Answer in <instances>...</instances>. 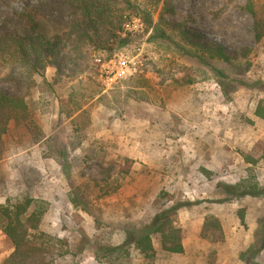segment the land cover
I'll use <instances>...</instances> for the list:
<instances>
[{"label":"rangeland","instance_id":"374dc122","mask_svg":"<svg viewBox=\"0 0 264 264\" xmlns=\"http://www.w3.org/2000/svg\"><path fill=\"white\" fill-rule=\"evenodd\" d=\"M163 1H119L114 6L117 16L122 17L118 35L129 41L118 42L112 53H104L102 44L110 38L106 29H101V39L80 44L77 63L82 70L71 66L76 72L73 78L66 70L57 76L53 67L47 68L44 79L36 77L31 113L45 142L34 145L41 140L38 130L12 125L0 147V205L25 197L45 205L41 231L68 242L69 254L58 264L185 262V256L161 252L156 240L157 256L151 262L144 261L135 250H131L130 258L119 261L103 259L99 250L123 245L129 233L149 225L159 212L172 206L178 208L176 226L186 230L188 236L194 220L200 218L205 221L216 217L222 225L225 242L208 241L219 255L208 260L204 257L199 264H235L253 247L255 233L264 221V196L228 202L224 192V187L235 186L248 177V166L241 155L264 141V121L255 117L264 92L251 87L256 82L264 83V40L256 43L254 19L246 12L249 2L264 6V0H174L172 20L222 45L229 54L250 50L247 61L252 68L243 76L226 65H216L227 76L221 80L224 88L208 67L183 58L174 44L153 39L155 29L147 33L145 23L135 16L144 8L157 22ZM51 3L0 0V31L21 30L20 16L41 7L49 31L63 36V44L69 46L73 17L65 6ZM126 19H139L142 28L126 31ZM119 54L135 61L137 74L107 89L99 80L96 59ZM183 68L195 80L192 85L178 84L188 79ZM0 77L3 79L5 73ZM143 78L147 81L144 89L126 86L129 81L143 82ZM75 87L79 90L77 100L86 104L85 112L69 119L60 113V103ZM0 89L13 95L15 88L3 82ZM99 93L103 99L89 98ZM93 151L100 162L87 158ZM129 156L140 164L143 159V167L134 165L127 177L104 178L101 165L118 168ZM203 160L212 178L203 174ZM254 172L264 188V162ZM73 189H79L82 195L80 207L71 203ZM82 203L89 212L83 210ZM194 246L193 240H186L189 254ZM13 251L0 229V264ZM96 252L100 254L98 260ZM249 264H264V250Z\"/></svg>","mask_w":264,"mask_h":264},{"label":"trees","instance_id":"16d2710c","mask_svg":"<svg viewBox=\"0 0 264 264\" xmlns=\"http://www.w3.org/2000/svg\"><path fill=\"white\" fill-rule=\"evenodd\" d=\"M50 1L51 4L65 6L73 17L69 28V46L63 44V36L49 31L41 7L35 10H26L20 16L23 24L21 30L0 31V75L5 73L3 79L0 77V85L4 82L15 88L13 95L5 94L0 89V147L3 145L4 138L8 135L12 125H22L29 131L38 130V133L41 134V140L36 141L34 145L45 142L46 137L33 120L31 113L32 89L36 87V77L44 79L47 68L53 67L57 71V76L60 77L62 72L66 70V72H70V77L73 78L76 72L71 66H76L80 71L82 70L81 65L77 63V58L81 56L82 51L80 44L85 41L92 42L95 38L101 39V29H106L110 38L102 44L101 50L104 53H112L114 44L117 45L118 42L124 44L129 41L128 38L121 39L118 35L121 30L122 17L117 16L114 6L119 1L131 4V0ZM173 3L174 0L163 1L157 22L154 21L151 12H147L144 8L137 10L135 16L140 17L145 23L147 33L155 29L153 39L174 44L182 52L183 58L193 59L196 63L208 67L223 88L225 83L221 80H225L227 76L223 70L217 68V64L230 67L239 76H243L251 70L252 64L247 61L249 49H243L240 53L229 54L222 45L211 42L208 37L188 29L184 23L172 20L175 16ZM133 9L136 8L133 7ZM246 12L254 19L255 41L260 43L264 40V6L249 2ZM73 36L75 37L74 40L72 39ZM66 46L70 48L69 51H66ZM188 71L187 68H183V73L188 79L187 81H179L178 84L181 86L192 85L195 82ZM95 74L97 76V73ZM142 81H129L126 86L144 89L147 87V81L144 78ZM242 84L248 86L245 83ZM251 87L264 92V83L262 82H256ZM78 91L75 87L69 97L60 103V113L65 114L69 119H73L77 115L79 117L85 112L83 111L85 102L77 100ZM100 95L101 93L93 94L89 98L103 99L104 96ZM68 105H70V109L67 110ZM255 117L264 121V100L259 101ZM87 158L96 159L97 162L101 161L94 151ZM241 158L248 166V177L235 186L224 187L225 201L238 202L246 198L264 196V188L258 183L254 172V169L261 162H264V141H258L250 151L243 153ZM134 164L133 160L125 159L124 165H118V168H116L117 166L107 168L101 165V169L105 179L113 180L129 176ZM202 172L208 178H212L211 172L206 170H202ZM79 191V189H73L75 198L71 203L74 207H80L82 195ZM163 196L168 199L171 198L164 194ZM169 201H173V199L171 198ZM82 208L89 212L87 206L83 205ZM177 213V206L164 209L149 225L129 233L123 245L101 247L99 250L103 252V259L109 258V260L116 261H119L120 258L128 259L131 257V250H135L144 261H154L157 256V249L154 246L155 240L158 241L161 252L170 255H183V242L188 233L176 226ZM45 214V205L29 197L16 202L7 200L6 205H0V229L14 248L13 253L1 264H58L61 259L69 254L66 240L60 239L58 236L47 235L41 231ZM255 234L253 247L241 256V261L245 264L256 260L260 251L264 250L263 220ZM201 238L212 244L225 242L222 225L216 217L205 219ZM248 253L251 255V259L247 260ZM98 257L100 254L96 252L95 258L97 260Z\"/></svg>","mask_w":264,"mask_h":264},{"label":"built area","instance_id":"2783aa9c","mask_svg":"<svg viewBox=\"0 0 264 264\" xmlns=\"http://www.w3.org/2000/svg\"><path fill=\"white\" fill-rule=\"evenodd\" d=\"M126 20L128 23V25H124V27L128 26L126 31L134 32L142 28L139 19L134 21ZM130 25L133 27L132 29L129 28ZM96 64L99 67V80L107 89H111L137 74L135 61L123 54L114 55L110 59L98 58L96 59Z\"/></svg>","mask_w":264,"mask_h":264},{"label":"crops","instance_id":"0c3cea01","mask_svg":"<svg viewBox=\"0 0 264 264\" xmlns=\"http://www.w3.org/2000/svg\"><path fill=\"white\" fill-rule=\"evenodd\" d=\"M128 159L133 160L134 162H137V164L135 163L134 165H139L140 167H143V159L142 161H140L142 164H140L137 159L133 158V157H127ZM201 162V161H200ZM200 165V164H199ZM203 169L208 170L209 171V167L206 165V161L203 160L202 164L200 165ZM136 168V167H135ZM137 170V169H135ZM203 225H204V219L200 218L199 220H194L193 222V227L191 228L190 232H189V236L186 240H193V244L195 245L194 247V251L191 252V254L188 253L187 247H186V240L183 242V246H184V254L183 255H179V256H183L182 258L187 257L185 262H180L179 264H199V262L201 263L200 260H202V258L206 257V259H210V257L212 255L218 256L219 253L216 252L217 249H212L211 247H213L211 244H209V242L207 240H204L201 238V232L203 229ZM212 264V262H209V264ZM218 264V263H217ZM235 264H244L241 259L237 260V262H235Z\"/></svg>","mask_w":264,"mask_h":264}]
</instances>
